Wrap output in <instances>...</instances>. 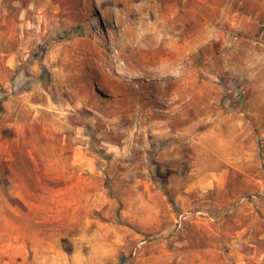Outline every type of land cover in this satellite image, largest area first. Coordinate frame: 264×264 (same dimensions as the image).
I'll return each instance as SVG.
<instances>
[{
	"label": "rangeland",
	"instance_id": "obj_1",
	"mask_svg": "<svg viewBox=\"0 0 264 264\" xmlns=\"http://www.w3.org/2000/svg\"><path fill=\"white\" fill-rule=\"evenodd\" d=\"M0 264H264V0H0Z\"/></svg>",
	"mask_w": 264,
	"mask_h": 264
},
{
	"label": "trees",
	"instance_id": "obj_2",
	"mask_svg": "<svg viewBox=\"0 0 264 264\" xmlns=\"http://www.w3.org/2000/svg\"><path fill=\"white\" fill-rule=\"evenodd\" d=\"M0 111H1V107H0Z\"/></svg>",
	"mask_w": 264,
	"mask_h": 264
}]
</instances>
